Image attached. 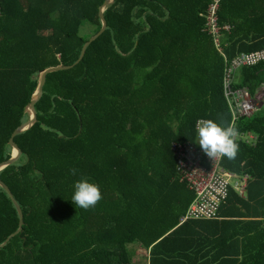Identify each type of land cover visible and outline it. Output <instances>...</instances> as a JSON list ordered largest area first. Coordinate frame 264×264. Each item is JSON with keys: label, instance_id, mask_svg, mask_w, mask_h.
<instances>
[{"label": "trees", "instance_id": "trees-1", "mask_svg": "<svg viewBox=\"0 0 264 264\" xmlns=\"http://www.w3.org/2000/svg\"><path fill=\"white\" fill-rule=\"evenodd\" d=\"M106 1L0 0V163L29 119L40 73L74 65L48 76L35 123L13 138L21 157L0 171L23 217L22 231L0 247V264H135L133 245L151 250L150 264H264L263 249L247 257L254 243L264 246V108L235 126L256 134V145L235 141L221 162L250 176L245 196L231 190L218 211L229 219L219 240L241 227L226 245L242 242V260L207 255L215 242L197 227L214 220L180 224L194 194L179 182L171 145L218 152L232 119L221 90L225 63L205 31L216 0H114L107 29L76 64L102 28ZM217 16L230 28L220 37L227 60L264 49V0H220ZM85 23L90 37L80 35ZM262 84L264 64L239 72L237 87L252 97ZM199 119L210 122L201 144ZM18 228L0 187V245Z\"/></svg>", "mask_w": 264, "mask_h": 264}, {"label": "built area", "instance_id": "built-area-1", "mask_svg": "<svg viewBox=\"0 0 264 264\" xmlns=\"http://www.w3.org/2000/svg\"><path fill=\"white\" fill-rule=\"evenodd\" d=\"M220 0L210 5L206 14L205 31L213 38L219 54L225 59L221 77V90L223 98L232 113V123L225 138L221 140L218 152H205V150L189 141H176L171 145V151L176 161L178 179L194 194V200L186 213L181 217L180 224L190 220H215L219 208L226 203L230 191L233 190L244 197L246 193L248 175H239L222 166V157L227 151L231 152L229 141L236 139L237 135H244L235 130L240 118H251L257 110V104L247 88L237 87V74L244 68H252L264 64V49L241 52L233 59L227 60L220 46L221 31L228 32L229 27H219L217 12ZM209 120L199 119L196 131L206 135ZM244 141L243 139H240ZM256 140V138H255ZM245 143L249 144L247 140Z\"/></svg>", "mask_w": 264, "mask_h": 264}, {"label": "crops", "instance_id": "crops-1", "mask_svg": "<svg viewBox=\"0 0 264 264\" xmlns=\"http://www.w3.org/2000/svg\"><path fill=\"white\" fill-rule=\"evenodd\" d=\"M221 58L223 60V63H225V59H223L222 56H221ZM223 67H225V66H223ZM238 77H239V73L236 76L237 81H238ZM253 99H254L255 103L257 104V107H258L257 112L261 111L264 108V84L261 85V88L256 92ZM229 110H230V108H229ZM230 113H231V111H230ZM231 117H232V113H231ZM231 123H232V119H231ZM230 126H231V124H230ZM255 138H256V140H255ZM240 139H243L244 143H245V140H247L249 142L248 145L255 146L257 141H258V136L256 134H246V133L244 135L238 134L236 139H231L229 141V147L231 148V152L233 150L232 149V143L235 141H238ZM202 141H203V135H202V137H199V143L200 144L202 143ZM245 144H247V143H245ZM245 175H247V174H245ZM249 178H250V176H249ZM262 218L263 217H261L260 220H264V218L263 219ZM223 220H229V219H225L223 217L218 216L214 221H209V222L202 224L201 226L197 227L200 231L199 234L201 235L202 240L205 238L206 243L213 242V241L215 242V244L212 246V248L207 249L208 250L207 255H209V257H211V258L212 257L215 258L217 256V254H219L221 256L228 257V259L231 258V260H233L235 258H237V260L238 259L242 260L243 255L241 253L238 254L239 251L243 250L242 242H240V247L237 244L232 245L230 247H228V245H226V244H228L229 240H232V238H233V237H231L232 235H234V234L236 235V234L240 233L241 227L235 226L232 230L230 229V234L228 235V237H223L221 240H219L217 237L219 232L222 234L223 231H225V229L227 227L226 222ZM211 222H216V223H211ZM248 227L251 230H253L255 228H259V227H254V226H248ZM195 229L196 228L194 225L191 226L190 228H188V230L186 231L184 236H182L181 240L184 241L183 243H181L182 247L188 245V243L191 241V237H189V236H193L196 234ZM240 239H241V241L243 240L242 237H240ZM210 246H211V244H209V247ZM261 246H263V244H260V243L255 244L254 243V247H252L250 250H248L247 257L249 259H251L256 254V252L258 253L261 249L264 250V246L263 247H261ZM136 247H137L136 259L138 257H141V254H142L143 256H145L144 258L146 259V264H150L151 250H147L146 248H144L143 246H140V245H136ZM200 247L202 248V246H200ZM225 251H229L230 254H228V255L227 254H221ZM200 252H203V248L201 249ZM221 256H219L217 259L219 260V258ZM135 263H136V260H135Z\"/></svg>", "mask_w": 264, "mask_h": 264}, {"label": "water", "instance_id": "water-1", "mask_svg": "<svg viewBox=\"0 0 264 264\" xmlns=\"http://www.w3.org/2000/svg\"><path fill=\"white\" fill-rule=\"evenodd\" d=\"M113 3H114V0H107L104 3V5L101 7L99 17H100V20L102 23V28L95 35H93L91 37V39L85 44L82 55H80L81 58H79L77 60L76 64L83 60V58L86 55L87 49L91 45V43L94 42L107 29V23H106V20L104 18V12H105L106 8L109 7L110 5H112ZM73 66L74 65H71V66L59 65V66L49 67L40 73L38 87H36V90L32 96L30 104L27 107V112L29 113V119L27 121H25L24 124H22L19 128H17L14 131V133L12 134V138L10 139V142H9L10 146L12 147V155H11V158L9 160L0 163V171L3 170L4 168L14 164L21 157L22 151L17 146V144L13 141V138L16 135H18V134L26 131L27 129H29L35 123L36 112H35L34 105L36 103H38L40 101V99L42 98L43 88H44V85L46 83L48 76L51 75L52 73L60 71V70L70 69ZM14 150L16 151L15 153H14ZM0 187L7 193V195H9V197L11 198L12 202L14 203V205L18 211V214H19V228L15 233L11 234L3 244L0 245V247H4L14 235H16L22 231L23 217H22V209H21L20 205L18 204V202L15 200V198L12 195L9 188L4 183H2L1 181H0Z\"/></svg>", "mask_w": 264, "mask_h": 264}, {"label": "rangeland", "instance_id": "rangeland-1", "mask_svg": "<svg viewBox=\"0 0 264 264\" xmlns=\"http://www.w3.org/2000/svg\"><path fill=\"white\" fill-rule=\"evenodd\" d=\"M93 29H94V27H92L91 24H89V23H85V24L83 25V27H81V29H80V35H81V36H84V37H90L91 34H92V30H93ZM200 137H202V135H201ZM198 143H199V141H198ZM199 144H200V143H199ZM130 248H133L134 250L137 251V247H136L135 245L130 246ZM144 257H145V256H143V255L141 254V257H138V258L136 259V263H135V264H146V259H145ZM139 262H140V263H139Z\"/></svg>", "mask_w": 264, "mask_h": 264}, {"label": "bare ground", "instance_id": "bare-ground-1", "mask_svg": "<svg viewBox=\"0 0 264 264\" xmlns=\"http://www.w3.org/2000/svg\"><path fill=\"white\" fill-rule=\"evenodd\" d=\"M16 151L14 150V153H15Z\"/></svg>", "mask_w": 264, "mask_h": 264}]
</instances>
